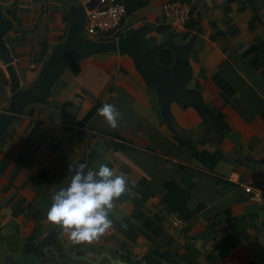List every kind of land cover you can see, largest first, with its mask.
<instances>
[{"label":"crops","instance_id":"0c3cea01","mask_svg":"<svg viewBox=\"0 0 264 264\" xmlns=\"http://www.w3.org/2000/svg\"><path fill=\"white\" fill-rule=\"evenodd\" d=\"M122 1L120 29L89 38L115 42L148 28V47L166 40L189 44L191 87L202 95L209 123L177 103L168 123L130 56L110 52L72 64L50 105H33L19 116L0 150V241L6 249L0 264L54 229L58 249L67 251L62 264L73 255L99 264H149V258L161 264H264V207L243 188L264 187V0H180L199 13L182 31L165 22L163 5L174 0ZM88 2L0 0L3 15L15 24L6 40L24 87L66 39L73 9ZM9 97V75L0 63V113ZM105 103L118 112L116 127L98 113ZM98 142L115 174L125 175L128 190L113 201L110 228L95 240L74 242L46 214L52 193L70 183L80 164L87 165L85 174L94 173ZM172 211L184 226L169 223Z\"/></svg>","mask_w":264,"mask_h":264},{"label":"water","instance_id":"95a60500","mask_svg":"<svg viewBox=\"0 0 264 264\" xmlns=\"http://www.w3.org/2000/svg\"><path fill=\"white\" fill-rule=\"evenodd\" d=\"M101 1L89 0L85 6L73 9L66 39L53 46L38 76L26 87L22 84L14 65L15 58L6 40L15 24L3 15L4 10L0 7V63L5 67L10 79V97L3 112L0 113V150L6 146L10 129L19 116L33 105H50L55 85L72 64L110 52H119L132 58L135 68L146 84L157 93L161 110L168 123L173 120L171 107L174 103L195 108L204 122H208L210 114L202 95L196 88L191 87L194 73L189 61V44L179 46L172 40H166L159 46L148 47L145 41L148 28H139L129 36L115 42L94 41L86 32L87 13L97 8ZM172 34L176 36L177 32L174 31ZM163 48L173 51L174 61L170 67H163L157 61V53ZM101 164L113 170L102 143L98 142L94 147V175ZM57 232L58 230L54 229L37 243H24L17 257L8 254L3 257L1 264H46L50 261L62 264L61 255L67 254V251L58 249L60 239ZM107 257L114 261L111 255L107 254ZM71 260L72 262L68 264L76 260L91 264L100 263L84 255H73ZM148 263L161 264L162 262L156 258H149ZM119 264L123 263L119 262Z\"/></svg>","mask_w":264,"mask_h":264},{"label":"clouds","instance_id":"9594fccd","mask_svg":"<svg viewBox=\"0 0 264 264\" xmlns=\"http://www.w3.org/2000/svg\"><path fill=\"white\" fill-rule=\"evenodd\" d=\"M111 127L117 126L118 112L114 105L105 103L98 109ZM80 164L70 183L52 193V204L47 219L64 226L74 242L92 241L113 224L109 217L113 201L128 190L125 175H116L107 165L101 164L95 175L83 171Z\"/></svg>","mask_w":264,"mask_h":264},{"label":"built area","instance_id":"2783aa9c","mask_svg":"<svg viewBox=\"0 0 264 264\" xmlns=\"http://www.w3.org/2000/svg\"><path fill=\"white\" fill-rule=\"evenodd\" d=\"M165 22L177 31L187 28L189 22L193 19H199L198 10L194 9L191 4L174 0L166 2L163 5ZM126 15V7L119 0H102L99 7L87 13L86 31L91 37L94 36H113L120 27L123 18ZM199 26H194L197 32ZM248 199L264 207V187H252L246 185L243 187ZM168 221L174 228L185 225L186 220L178 212L168 213Z\"/></svg>","mask_w":264,"mask_h":264},{"label":"trees","instance_id":"16d2710c","mask_svg":"<svg viewBox=\"0 0 264 264\" xmlns=\"http://www.w3.org/2000/svg\"><path fill=\"white\" fill-rule=\"evenodd\" d=\"M120 2L124 3L122 0ZM157 60L163 67H170L174 61L173 51L170 49H162L157 54Z\"/></svg>","mask_w":264,"mask_h":264},{"label":"rangeland","instance_id":"374dc122","mask_svg":"<svg viewBox=\"0 0 264 264\" xmlns=\"http://www.w3.org/2000/svg\"><path fill=\"white\" fill-rule=\"evenodd\" d=\"M12 240V239H11ZM10 240V241H11ZM7 244H8V242H7ZM5 246V243H3L2 241H0V260H1V258H2V254H3V252H5L6 251V249L4 250L3 249V247ZM8 251V250H7Z\"/></svg>","mask_w":264,"mask_h":264}]
</instances>
